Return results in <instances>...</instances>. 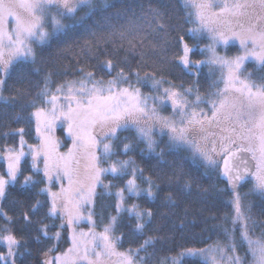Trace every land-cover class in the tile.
<instances>
[{"label":"snow or ice","instance_id":"6c2138e0","mask_svg":"<svg viewBox=\"0 0 264 264\" xmlns=\"http://www.w3.org/2000/svg\"><path fill=\"white\" fill-rule=\"evenodd\" d=\"M181 3L189 10L186 15L192 18L195 26L174 38L179 51L172 60L194 78L190 86L185 87L183 83L177 86L165 76H158L157 73L163 71L161 67L141 75V66L146 63L143 60L141 66L126 70L118 67L113 59L106 58L101 67L110 79L97 78L95 71L80 69L81 79L59 84L55 92L49 87L52 76L49 72L44 86L36 93L44 106H37V100L33 99L31 106L35 111L29 114V119L35 118V132L40 143L27 144L23 127L5 134L19 135V142L18 146L5 147L2 153L6 172L0 174V217L6 224L0 232L7 233L0 235V242L7 248L0 253L2 264H16L17 258L23 256L18 251L21 239L8 227L13 217L5 210V202L12 196L10 189L17 183L25 199L13 197L11 205L20 206V214L28 225H38L37 242L41 236L53 241L43 253L42 264H142L144 257L139 253L146 252L154 238L145 239L139 247L119 251L117 244L122 237L114 234L115 228L120 214L126 212L136 221L134 234L143 233L154 213L151 208H142L129 201L142 197L154 200L156 192L153 189L159 185L151 175L146 176L145 169L133 159L120 158L134 150L133 143L124 142L128 137L120 139L119 133L128 130L135 131L145 144L141 151L156 156L158 163H166L165 153L163 149L156 151L159 142L154 138V131L168 136L170 150L188 149L193 161L199 159L206 167H219L216 158H223L220 174L228 184L230 196L225 203L231 211L220 217L222 223L218 226L223 229L227 242L205 248H184L181 259L196 257L201 264H264V229L259 235L255 232L264 221L256 219L251 213V203L247 202L252 194L264 200V77L253 79L251 73L245 75L246 61L252 60L264 68V0H181ZM108 6L104 0L103 9ZM103 9L96 0H0V103L8 105L27 94L22 88L15 89L16 95H4V92L13 73L23 82L33 71H39L29 67L37 63L34 45L42 47L58 34L67 35ZM80 12L84 14L79 15ZM10 18L13 21L11 29L8 28ZM166 19L167 12L159 0L155 3L149 0L139 14L132 11L125 25H109L99 35L90 30L89 35L96 43L85 40L84 44L91 51L101 42L115 45L119 41V48L127 42L129 50H135L144 46L145 28L166 35ZM185 35L194 42L190 44ZM201 37L209 41L202 48ZM233 40L239 42L241 51L238 54L229 56L226 51L225 54L217 51L219 47L226 50ZM168 43L165 39L164 44ZM159 47L167 51L163 45ZM197 52L205 58L193 59ZM105 55L107 57V52ZM204 67L208 68L209 75L214 71L220 73V78L213 81L208 98L199 91ZM141 83L147 84L153 92L143 93L138 86ZM219 84L223 87H217ZM62 98L63 103L60 102ZM201 104H208L210 115L200 108ZM167 106L172 109L171 116L162 114L161 110ZM16 119L19 121L23 117L17 115ZM58 124L67 126L72 139V147L66 153L59 152L54 136ZM25 147L29 149L27 153ZM26 155L31 156L32 172L28 175H24L21 168ZM34 174H42V179H35ZM184 175L182 169L173 170L169 179L179 180ZM108 176L112 180L106 183ZM113 181L122 182V185ZM248 182L252 187L242 194L239 189ZM191 183L190 179H185L183 190L190 189ZM40 184L43 187H38ZM53 184L59 186L57 191H53ZM98 187L116 198L113 204L116 215H111L99 232L93 220ZM29 196L31 202H28ZM40 196L46 199L41 200ZM168 200L175 203L172 193L168 194ZM45 207L44 215L53 221L59 219L58 225L34 221L29 215H37ZM81 221L91 225L87 232L78 230ZM66 227L71 228V246L52 255L57 252L56 242ZM53 228L56 230L50 231ZM237 231L239 246L247 247L244 256L237 252ZM174 264H180L179 260H174Z\"/></svg>","mask_w":264,"mask_h":264},{"label":"trees","instance_id":"16d2710c","mask_svg":"<svg viewBox=\"0 0 264 264\" xmlns=\"http://www.w3.org/2000/svg\"><path fill=\"white\" fill-rule=\"evenodd\" d=\"M103 9L104 0L96 1ZM149 0H107L109 5L106 9L97 12L92 18L85 20L83 25H77L67 35L58 34L46 45L36 47L37 63L29 65L30 68L39 69L33 71L28 80L20 82L15 74L8 79L5 86L4 95H16L15 89L22 88L27 90L26 95H21L8 105L0 103V174L6 172L5 159L3 157V149L10 146H18L19 135H5L13 130L23 127L25 129L24 138L29 143L38 144L39 139L35 132V118L29 119V114L35 111L31 106L33 99L37 100V106L42 105V101L36 97V93L44 86V79L49 72L52 73L50 89L53 90L59 84L66 81L83 76L80 69L86 71H95L97 78L103 76L105 80L110 79L109 74L101 67V62L106 58L113 59L118 67L136 68L141 66V61H145L141 66V75L145 71H153L155 67H161L162 72L157 75H163L167 79L179 86L181 83L185 87L190 86L193 77L187 75L182 67L172 60L174 54H178V47L175 45L174 38L177 34H184L186 29L192 28L195 25L191 22V17L186 15L187 11L181 3V0H159L160 5L167 12L165 23L168 25L166 35L160 32H153L151 29L145 28L144 35L146 36L144 46L137 47L135 50H129L127 42L123 43V48H119V41L113 43L101 42L98 47L91 51L85 46V40H95L89 35V31H95L99 34L108 28L109 25L119 27L125 25L131 17L132 11L139 14L141 7H146ZM157 2V0H153ZM80 12L79 15H83ZM175 29V30H173ZM169 43L164 44V40ZM185 39L191 44L193 39L189 35H185ZM209 41L206 37L199 38V44L202 48ZM158 45L153 48L151 45ZM159 45H163L167 51L162 50ZM235 46H230L227 51L235 49ZM107 52V57L105 55ZM193 59H204V55L197 52L193 55ZM125 59L127 63H125ZM246 73H251L253 79L264 77V68L259 67L255 62H248L245 66ZM115 75V72L112 73ZM219 73L214 71L213 74H208V68H203V74L199 80V91L201 95L208 98V94L213 90V81L218 80ZM135 80V77L132 78ZM257 82H260L257 80ZM144 93L153 92V90L145 83L138 85ZM219 87V85H217ZM17 115L23 119L17 121ZM59 138H65V132L59 128ZM120 139L128 137L126 143L130 142L134 145V150L126 155H121V159H133L137 165L145 169V175H151L158 188L153 190L156 192V198L149 200L147 197H142L139 200L132 198L129 202H135L141 205L142 208H151L154 215L151 223L147 225L143 233L134 234L135 219L130 217L128 213L120 214L118 223L115 228V233L122 237L118 243L123 250L128 248L139 247L143 241L149 237L154 238V243L147 248V251H141L139 255L144 257L143 264H174V260H179L180 264H201L199 258L187 257L180 258L182 249L188 247L203 248L216 241L225 240L226 236L220 225L222 223L220 217L225 212H230L231 208L225 203L230 192L227 191V183L220 177L219 167L213 169L206 167L199 159L193 161L192 154L185 148L170 150L169 145L163 141H159L156 149L159 152L164 150V161L166 163H158V158L154 155L141 151L145 149V144L139 140L134 130H128L119 133ZM115 143H119L118 141ZM165 147V148H160ZM29 159L25 158L21 164L24 175L30 172ZM183 170L184 176L179 180L170 177L173 170ZM37 180L42 179V174H34ZM22 180V177H20ZM185 179L192 181L191 188L183 190ZM112 180L108 176L105 180ZM107 183V182H106ZM114 184L122 182L113 181ZM40 184L38 187H42ZM146 185L142 184V187ZM244 184L239 190H243ZM115 188V187H114ZM12 196L9 201L5 202V210L13 217V223L8 225L13 233L21 239L22 243L19 252L23 256L17 258V264H42V256L47 248L53 244V241L47 240L41 236L39 242L35 239L39 233L37 232V224L28 225L20 214V206L13 207L10 203L12 198L24 200L25 194L21 192L19 183L10 189ZM172 193V201L168 200V194ZM45 200L46 197H38ZM115 196L107 195L100 188L98 195L95 198V213L96 220L99 225L106 224L109 217L116 213L113 204ZM247 200L251 203V213L258 221H264V200L258 195H249ZM28 202H31V197H28ZM187 209V213L185 210ZM46 207L42 208L37 215H29L34 221L43 220L45 224H59L60 220L53 221L44 215ZM216 217V219H213ZM181 221L184 223L181 224ZM6 221L0 217V228L5 226ZM264 229V224H260L255 228L257 235ZM56 229H50L55 231ZM5 233L0 232V235ZM64 237L56 242V249L64 247L67 244L66 228L63 229ZM2 264V262H0Z\"/></svg>","mask_w":264,"mask_h":264},{"label":"rangeland","instance_id":"374dc122","mask_svg":"<svg viewBox=\"0 0 264 264\" xmlns=\"http://www.w3.org/2000/svg\"><path fill=\"white\" fill-rule=\"evenodd\" d=\"M96 1H98V0H96ZM13 26V21L11 20V18H10V20H9V24H8V28L9 29H11V27ZM230 46H235L236 48L235 49H232V52H230L231 51V49L230 50H228L227 51V49L225 50L223 47H219L218 49H217V51L218 52H220L221 54H225V51H226V54L227 55H229V56H231V55H235V54H238L240 51H241V49H240V45H239V42L238 41H236V40H233V41H230L229 42V45H228V47L230 48ZM34 47H35V45H34ZM227 47V48H228ZM248 62H251V60H249V61H246L245 62V66H246V64L248 63ZM252 62H254V61H252ZM256 63V62H255ZM257 64V63H256ZM258 65V64H257ZM259 66V65H258ZM260 67V66H259ZM218 73H219V71H217ZM248 73H246L245 72V75H247ZM83 76H81V77H78V78H75V79H72V80H69V81H74V80H79V79H81ZM218 78H220V73H219V76H218ZM65 83V82H64ZM64 83H62V84H64ZM165 87H167L168 85L166 84V85H164ZM57 87V86H56ZM55 87V88H56ZM188 87V86H187ZM219 87H223V84H219ZM53 92H55V89H53L52 90ZM144 93V92H143ZM149 93H152V92H149ZM146 94H148V92L146 93ZM64 95H66V93H64ZM203 96V95H202ZM189 99L190 100H192V99H194V97H189ZM61 103H63L64 101H63V98L61 99V101H60ZM200 108H203L204 110H205V112H208V114L210 115L211 113H210V111H209V106H208V104H201L200 105ZM162 114L163 115H168V116H171L172 115V109H171V107L170 106H167V107H165V108H163L162 110ZM59 128H61V129H63V131L65 132V138H59ZM54 136H55V139L58 141V150H59V152H61V153H66L67 151H68V149L69 148H71L72 147V139H71V137L68 135V133H67V126L66 125H63V124H58L57 125V127L55 128V131H54ZM154 138L159 142V141H163V142H165V143H167L168 144V136L167 135H160L159 134V132L158 131H154ZM25 139V138H24ZM27 141V140H26ZM40 143V141L38 142V144ZM27 144H30V145H36V144H32V143H29L28 141H27ZM188 150V149H187ZM29 151V149L27 148V147H25V152L27 153ZM189 151V150H188ZM190 152V151H189ZM191 153V152H190ZM192 154V153H191ZM28 157V159H29V167H30V172L29 173H31L32 172V168H31V156L30 155H26L25 157H24V159L25 158H27ZM23 159V160H24ZM216 159H218L219 160V167H220V165H221V162H222V157H217ZM23 160L21 161V164H22V162H23ZM5 165H6V160H5ZM41 167H43V164H42V162H41V165H40ZM108 181V180H107ZM106 181V182H107ZM42 187H43V185H42ZM252 187V184H251V182H248L247 184H246V186L243 188V190H239L242 194L243 193H246V192H248L249 191V189ZM58 188H59V186L57 185V184H53V186H52V189H53V191H57L58 190ZM100 188L101 187H98L97 188V193H99V190H100ZM102 190L105 192V190L102 188ZM112 191L114 192L115 191V188H113L112 189ZM252 195H255V194H252ZM247 202H249L248 200H247ZM96 211H95V208H94V214H93V220L96 222V231H102V228H103V225L104 224H101V225H99L98 223H97V220H96V213H95ZM85 215H87V213L85 212ZM114 215H116V213L114 214ZM108 222H106V224H107ZM89 227H91V225L87 222V221H81L80 223H79V226H78V230L79 229H83L85 232H87L88 231V229H89ZM66 232H67V244L66 245H63L64 247H62V248H60V249H57V252H55V253H53L52 255H56V254H59V253H61V252H64V251H66L67 250V248L68 247H70L71 246V228L70 227H66ZM116 232V231H115ZM7 233H5L4 235H6ZM63 234V229L61 230V238H60V240L64 237V235H62ZM116 236H119L117 233H114ZM236 239H237V244H238V247H237V252L241 255V256H244V254H245V252L247 251V247H246V245H244V246H239V231H237V233H236ZM59 240V241H60ZM58 241V242H59ZM217 242H220L221 244H224V243H226L227 242V240L225 239V240H219L218 239V241H216V242H214V243H212V244H210V245H213V244H216ZM210 245H208V246H210ZM208 246H206V247H208ZM117 248H118V250L119 251H125V250H123V249H121L120 247H119V244H117ZM203 248H205V247H203ZM7 251V248H6V245L3 243V242H0V253H4V252H6ZM43 258H42V261L44 260V255L42 256ZM248 259L250 260L251 259V256H250V254H249V256H248ZM16 264H17V262H16ZM53 264H55V262H53ZM143 264V263H142Z\"/></svg>","mask_w":264,"mask_h":264},{"label":"water","instance_id":"95a60500","mask_svg":"<svg viewBox=\"0 0 264 264\" xmlns=\"http://www.w3.org/2000/svg\"><path fill=\"white\" fill-rule=\"evenodd\" d=\"M222 167H223V158H222V162L220 165V173H221ZM220 177L227 183V181L221 176V174H220ZM227 188H228V184H227Z\"/></svg>","mask_w":264,"mask_h":264},{"label":"flooded vegetation","instance_id":"af4514ba","mask_svg":"<svg viewBox=\"0 0 264 264\" xmlns=\"http://www.w3.org/2000/svg\"><path fill=\"white\" fill-rule=\"evenodd\" d=\"M160 148H165V147H160ZM169 148V147H168ZM219 169H220V167H219Z\"/></svg>","mask_w":264,"mask_h":264}]
</instances>
